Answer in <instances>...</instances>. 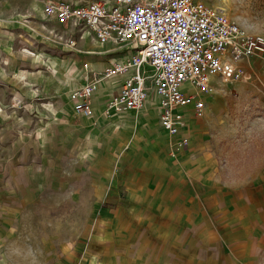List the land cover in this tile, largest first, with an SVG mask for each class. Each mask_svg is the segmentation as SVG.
<instances>
[{"label":"crops","instance_id":"obj_1","mask_svg":"<svg viewBox=\"0 0 264 264\" xmlns=\"http://www.w3.org/2000/svg\"><path fill=\"white\" fill-rule=\"evenodd\" d=\"M38 16L41 33L61 28L66 41L60 55L28 51L16 61L19 69L0 71V94L6 89L9 96L6 108L27 107L38 115L29 139L14 137L19 162L0 166V200L2 193L15 192L8 203L16 213L27 205L42 206L44 193L61 191L64 206L94 208L85 238L63 247L55 264H261L262 173L242 183L223 181L213 141L192 116V106L177 110L185 126L176 139L188 140L178 151L160 125L156 98L139 112L106 116L105 104L125 76L98 84L90 117L76 114L72 92L126 56L88 32L44 18L43 6ZM24 35L30 45L36 40L25 29ZM87 194L91 199L82 202Z\"/></svg>","mask_w":264,"mask_h":264},{"label":"built area","instance_id":"obj_2","mask_svg":"<svg viewBox=\"0 0 264 264\" xmlns=\"http://www.w3.org/2000/svg\"><path fill=\"white\" fill-rule=\"evenodd\" d=\"M43 16L88 32L126 56L72 92L74 112L90 117L98 84L125 76L120 91L105 104V115L139 112L156 98L160 125L175 151L188 143L176 139L185 126L177 110L192 106V116L203 118L202 98L212 93V78L249 82L250 60L257 57L264 65V37L247 33L221 9L199 0H48Z\"/></svg>","mask_w":264,"mask_h":264},{"label":"rangeland","instance_id":"obj_3","mask_svg":"<svg viewBox=\"0 0 264 264\" xmlns=\"http://www.w3.org/2000/svg\"><path fill=\"white\" fill-rule=\"evenodd\" d=\"M46 1L0 0L1 72L19 69L16 61L21 60L28 51L37 50L39 54L54 56L61 54V42L66 41L61 32L64 30L53 28L55 31L52 34L40 31L38 12ZM199 1L221 9L247 33L264 37V0ZM24 29L32 39L36 37L32 45L25 37ZM24 41H27V47L22 46ZM249 64L252 72L249 82L213 81L212 93L204 98L206 114L196 119L213 141L212 150L220 177L230 183H242L255 173L264 176V65L257 57L251 59ZM184 92H188L187 89ZM8 99L7 90L3 89L0 94L3 105L0 106L2 168H12L15 162H19V158H14V137L20 135L29 139L34 115L38 116L35 110L27 107L19 111L7 109ZM19 120L23 121L20 123ZM4 137L6 140L3 143ZM21 144L28 145L27 142ZM261 187L264 188V184ZM2 194L0 264H55L62 257L63 247L71 248L84 239L87 234L83 233L92 225L89 219L93 216L94 208L88 204L81 207L64 206L61 191L44 193L42 206L27 205L17 209L16 213L8 203L15 192ZM89 199L90 194H87L82 202ZM261 264H264V253Z\"/></svg>","mask_w":264,"mask_h":264}]
</instances>
